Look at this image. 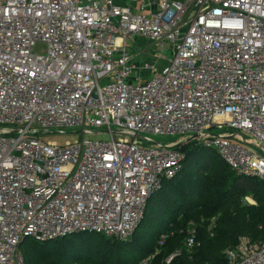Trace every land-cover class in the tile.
<instances>
[{"label":"built area","instance_id":"2783aa9c","mask_svg":"<svg viewBox=\"0 0 264 264\" xmlns=\"http://www.w3.org/2000/svg\"><path fill=\"white\" fill-rule=\"evenodd\" d=\"M126 1L0 0V264H24L26 238L130 239L185 158L182 142L147 147L141 135H198L264 184V0ZM136 36L161 51L144 80L126 46ZM75 127L81 138L63 145L43 137ZM180 232L183 249L163 264L198 246L192 221ZM223 256L264 264V241L240 238Z\"/></svg>","mask_w":264,"mask_h":264},{"label":"trees","instance_id":"16d2710c","mask_svg":"<svg viewBox=\"0 0 264 264\" xmlns=\"http://www.w3.org/2000/svg\"><path fill=\"white\" fill-rule=\"evenodd\" d=\"M191 140L176 146L184 153L182 169L162 183L147 201L130 239L77 233L45 242L26 238L19 245L24 264H163L183 249L186 224L196 226L198 246L172 264H227L223 251L240 238L264 241V184L236 175L213 150ZM249 196L255 205L243 202ZM214 226L209 229L211 219ZM162 234L168 237L158 245Z\"/></svg>","mask_w":264,"mask_h":264},{"label":"rangeland","instance_id":"374dc122","mask_svg":"<svg viewBox=\"0 0 264 264\" xmlns=\"http://www.w3.org/2000/svg\"><path fill=\"white\" fill-rule=\"evenodd\" d=\"M129 4V1H126V5ZM127 44H129V51L130 52H134V53H138V55L135 58V64L136 66H138V69L135 71L134 77L136 75H140L141 78L144 80L146 79V77H148V72H144L142 71L141 66L142 64L146 63V64H151L153 63V61H156L154 58L156 57L157 54H161L160 50H157V48L155 46H152V42L149 41L146 38L143 37H139L136 36L133 40H128ZM46 51V46L44 44L38 43L35 44L34 47L32 48V53L33 54H37V55H42L44 54ZM162 57L164 59H169V53L166 51L165 53H163ZM161 64L156 63L157 67H160ZM93 131H103L98 130V129H92ZM64 134H60L57 132V130H49L47 133L43 134V137L45 138V141H54L59 145H63L64 142L69 141L72 142L76 139L81 138L80 136V131L81 129L78 128H68L63 130ZM229 133L230 135H232V132L226 128H224L223 130H219L217 128H213L210 130L211 134L214 135H219L222 133ZM246 136V135H245ZM85 139H91V140H95V139H108L109 135L108 134H102V135H84ZM142 138L145 139V137L150 138L151 142H146L142 139H140L139 141H142L144 146H152L153 143H158L161 145H166V144H171V143H177V142H182V143H186L188 142L186 140V138L184 137H180L179 135H175V136H157V135H141ZM247 137V136H246ZM198 143V142H196ZM200 144V143H199ZM251 200L248 199L247 204H249ZM250 205H254V204H250ZM214 222H215V218L211 219L209 226H214Z\"/></svg>","mask_w":264,"mask_h":264},{"label":"water","instance_id":"95a60500","mask_svg":"<svg viewBox=\"0 0 264 264\" xmlns=\"http://www.w3.org/2000/svg\"><path fill=\"white\" fill-rule=\"evenodd\" d=\"M112 134H116V135H122V133H120V132H112ZM199 137H198V135H192L189 139H188V141H190V140H195V139H198ZM154 145H159L158 143H153ZM182 144V143H181ZM181 144H176V145H178V146H180Z\"/></svg>","mask_w":264,"mask_h":264},{"label":"crops","instance_id":"0c3cea01","mask_svg":"<svg viewBox=\"0 0 264 264\" xmlns=\"http://www.w3.org/2000/svg\"><path fill=\"white\" fill-rule=\"evenodd\" d=\"M126 46H127V49H128V51H129V44H127L126 43ZM133 54H136V53H134V52H132ZM164 63V62H163Z\"/></svg>","mask_w":264,"mask_h":264}]
</instances>
